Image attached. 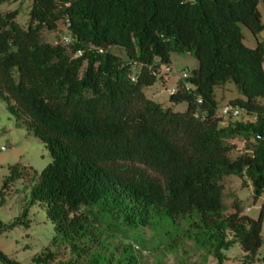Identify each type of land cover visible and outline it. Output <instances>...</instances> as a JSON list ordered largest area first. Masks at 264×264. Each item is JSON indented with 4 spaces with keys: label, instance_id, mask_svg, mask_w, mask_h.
Here are the masks:
<instances>
[{
    "label": "trees",
    "instance_id": "1",
    "mask_svg": "<svg viewBox=\"0 0 264 264\" xmlns=\"http://www.w3.org/2000/svg\"><path fill=\"white\" fill-rule=\"evenodd\" d=\"M19 1L0 0V100L52 161L40 174L8 168L0 197L27 184L29 206L52 225L50 247L32 262L146 264L136 238L164 229L179 233L166 252L187 238L222 264L239 244L243 264H255L264 206L257 220L237 199L229 212L224 179L248 180L255 201L264 192V43H244V30L264 31V0H32L26 29L17 10L1 11ZM60 24L71 42H45ZM186 54L198 67L177 81L170 106L148 98L168 77L163 67ZM227 85L238 118L218 115L216 91ZM236 138L248 145L232 159ZM28 212L0 222V234ZM0 262L20 264L1 251Z\"/></svg>",
    "mask_w": 264,
    "mask_h": 264
},
{
    "label": "rangeland",
    "instance_id": "2",
    "mask_svg": "<svg viewBox=\"0 0 264 264\" xmlns=\"http://www.w3.org/2000/svg\"><path fill=\"white\" fill-rule=\"evenodd\" d=\"M32 0H20L19 2H10L2 5L1 11L9 13L18 11L17 22L24 29L27 28L29 22V10ZM262 13V21L264 23V7L260 5ZM66 27L64 24L59 25L57 32H44L43 40L48 43L55 44L62 40L66 35ZM245 41L247 47L255 48L256 40L264 43V31L256 38L247 30H244ZM118 56L125 58V54L118 50H114ZM187 65V70L198 67L197 60L191 55H174L172 59V72L168 73L166 67L162 69V76L168 75L169 81L166 85L157 83L152 88L146 89L147 97L161 103L165 107H169V97L167 90H171L176 86L178 81V67ZM186 70V71H187ZM166 85V86H165ZM217 100L220 104L219 110L228 104L230 100L239 97L234 86L227 85L216 91ZM187 107L185 104H179L174 107L175 112H184ZM236 146L232 153V159L237 158L246 152L247 143L242 138H236L230 141ZM51 155L45 145L37 138L26 131V129L17 124L15 119L9 114L6 104L0 100V193L2 190V182L9 176L8 168L18 167L23 173L26 170L30 175L33 172L41 173L50 163ZM28 180V177H25ZM27 184L16 182L10 188V192L2 203L0 197V222L9 225L19 219L28 209V218L22 219L23 225L9 229L0 234V251L10 259L20 264H34L33 258L39 255L44 249L50 247L54 237L52 225L47 222L44 211L38 206H29L30 197L26 188ZM225 193L224 202L231 212L232 201L237 199L241 204L243 215L257 220L261 208L264 206V192L261 197L255 201L253 195V187L246 180V184L239 177L231 176L224 179ZM249 209V210H247ZM29 228L25 224L29 223ZM159 235H153L151 231H146L145 238H136L137 241H144L149 251L144 259L146 264H220L218 259L210 254L209 251L187 238H181L176 246L166 252L163 248L173 244L179 233L172 231V236L165 235V230H161ZM164 234V235H162ZM163 238H162V236ZM262 238L264 239V223L262 230ZM121 240H123L121 238ZM130 240V239H129ZM163 240L168 241L164 243ZM225 257L222 264H243L245 262L244 255L239 244H234L228 251L222 253ZM259 260L255 264H264V246L258 253ZM0 264H2L0 262Z\"/></svg>",
    "mask_w": 264,
    "mask_h": 264
},
{
    "label": "built area",
    "instance_id": "3",
    "mask_svg": "<svg viewBox=\"0 0 264 264\" xmlns=\"http://www.w3.org/2000/svg\"><path fill=\"white\" fill-rule=\"evenodd\" d=\"M62 41L66 44L71 42V38L69 36H64L62 38ZM81 55V53H79ZM166 70L168 73L172 72L171 66L166 67ZM178 80L185 81L189 77V72L186 70H179L177 72ZM168 94L171 96L176 93V87L172 88L171 90H167ZM218 115L223 118H227L229 116H232L233 118H238L240 117L241 113L238 109H233L228 106H224L221 110H219ZM249 210V209H247Z\"/></svg>",
    "mask_w": 264,
    "mask_h": 264
},
{
    "label": "crops",
    "instance_id": "4",
    "mask_svg": "<svg viewBox=\"0 0 264 264\" xmlns=\"http://www.w3.org/2000/svg\"><path fill=\"white\" fill-rule=\"evenodd\" d=\"M186 68H188L187 67V65H184V66H182V67H178V70H187ZM168 81H169V77H165V80L163 81V83L165 84L166 82L168 83ZM167 83H166V85H167ZM165 85V86H166Z\"/></svg>",
    "mask_w": 264,
    "mask_h": 264
}]
</instances>
